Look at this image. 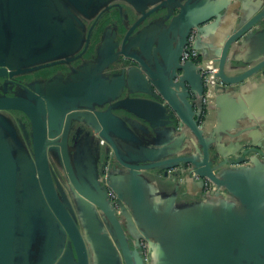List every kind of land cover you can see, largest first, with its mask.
Here are the masks:
<instances>
[{
    "label": "water",
    "instance_id": "obj_1",
    "mask_svg": "<svg viewBox=\"0 0 264 264\" xmlns=\"http://www.w3.org/2000/svg\"><path fill=\"white\" fill-rule=\"evenodd\" d=\"M89 1L91 3L83 4L82 0H0V264H152L156 251L154 238L146 235L137 240V247L140 240L147 243L149 262H145L142 255L135 253L130 247L127 234L132 225L127 210H135L137 206L133 202L137 174L142 175L143 171L162 167L163 164L128 165L121 163L116 155L117 165L111 162L112 157H108V153L106 156L93 158L90 154H80L76 160H72L69 134L73 124L77 125V134L84 137L87 136L85 128L95 132L100 127L105 131L110 129L114 135L121 137L117 126L119 120L109 112L124 110L136 116L143 115L141 117L147 121L151 118L158 120L154 123L164 120L166 125L172 126L174 135L182 137V151L186 150L185 139L191 145V140L185 136V126L192 129L200 142L216 132L215 126L210 128L205 117L204 120L201 118L203 92L198 93V100H191V95H194L186 86L188 68H195L202 80L201 69L193 61L181 63L180 57L192 30L197 33L196 50L199 43L213 36L220 22L223 4L216 3L197 14V3L188 0L189 2L181 5L183 0H174L179 4L160 3L149 11L150 14L170 6L163 17L169 19L177 9L178 14L172 20L174 28H177L176 24L180 25L179 36L174 41V54L167 60L158 61L153 57L152 63H146L140 62L138 56L122 53L123 58L129 60L130 67L140 65L144 69L143 77L149 90L140 92L153 100L130 99L128 94L133 92L127 88L126 97L118 101L120 94L111 97L109 102L112 104L106 113H102L95 109L100 108L102 103L93 100L94 95L101 94V82L94 80L90 85L85 79L81 80L83 66L76 69L70 67L71 61L74 62L81 56L70 61L50 62L52 57L41 58L35 54L37 49L52 40L53 37L49 39L51 31L61 26L56 20L58 13H62L69 20L67 22L75 23L81 28L83 24L74 16L70 7L86 15L82 7L85 8L90 3L89 9L93 0ZM204 2L205 0H201V3ZM158 18L162 19L160 16ZM261 25H264V2L259 11L252 13L248 20H241L238 28L229 36L221 37L218 44L214 42L219 39V35L211 38L212 43L207 45V50L215 53L216 78L222 83L233 86L264 74V51L260 55L262 59L242 74L230 77L225 73L230 47L244 37L253 38ZM91 31L92 29L87 35L84 52L87 50ZM70 33L75 34V31L71 30ZM258 35H264V30ZM127 36L122 43L123 49ZM178 38L180 40L177 42ZM23 42L32 46L27 48L26 55H19L16 45ZM37 43L40 45L37 46ZM58 64L68 67L69 83L55 88L49 81H35L22 90L13 91V96L6 95V87L14 84V78ZM125 72L126 69H123L122 73ZM54 78L62 81L63 76L56 75ZM13 86L22 87L17 83ZM216 98L217 90L214 103ZM197 101L199 107L196 110ZM151 106L158 109L154 114ZM8 112L21 114L27 120L29 130L21 119H12ZM152 126L155 127L153 124ZM22 134L30 139V149L21 140ZM99 135L107 140L102 132ZM130 138L132 143H139L134 136ZM109 141L107 140L108 143L111 142ZM111 143L115 145L113 140ZM113 148L115 150V146ZM250 151L254 153V158L263 155L256 148ZM244 154H248V151ZM103 157L104 162L100 166L99 162ZM216 158L214 156L210 159L206 149L201 161L184 155L172 160L167 169H181L175 177L177 183L181 181V175L197 178L202 185L207 179L215 186L210 196L227 200L231 197L241 198V204L246 193L240 194L230 178L243 175L251 169L250 166H244L245 158L225 161L219 167L221 173L216 174L212 168V161ZM51 162L57 163L62 169V181L54 172ZM118 166L126 168L133 177L132 195L127 199H123L110 184L108 175L116 171ZM109 190L116 194L114 203L109 198ZM77 214L87 218L94 215L100 225L104 226L106 250L102 255H91L83 227L81 229L78 225ZM261 222L254 221L251 224L252 235L248 238L251 246L254 245L256 249L247 255L255 264H264L262 238L259 236L264 230V223ZM222 264L230 263L224 258Z\"/></svg>",
    "mask_w": 264,
    "mask_h": 264
},
{
    "label": "crops",
    "instance_id": "obj_2",
    "mask_svg": "<svg viewBox=\"0 0 264 264\" xmlns=\"http://www.w3.org/2000/svg\"><path fill=\"white\" fill-rule=\"evenodd\" d=\"M82 1L83 4L91 3L89 0ZM187 1L183 0L181 5ZM191 2L197 3V14L216 3L223 4L220 22L213 36L197 46L199 59L194 64L200 68L201 64L208 60L213 61L217 67L214 61L215 53L207 50L211 38L219 35V39H215L214 42L218 44L221 37L229 36L238 28L241 20H248L252 13L259 11L264 0H205L204 3H201V0H191ZM90 3L85 8L82 7L86 15L70 7L74 16L83 24L81 28L75 23L67 22L69 20H66L62 13H58L56 20L61 26L51 31L49 39L53 37L52 40L46 42L41 49H37L35 54L41 58L52 57L50 62L70 61L81 56L76 61H71L70 67L76 69L83 66L81 68L83 75L80 78L85 79L90 85L94 80L101 82L100 86L103 85L101 94L94 95L93 100L102 103L100 108L95 107L102 113H106L112 104L109 102L111 97L120 94L117 101L124 99L127 88L133 92L128 94L130 99L153 100L140 92L149 90L143 77L144 69L140 65L130 67L129 60L124 59L122 53L138 56L140 62L146 63H152L153 57L158 61L171 58L176 46L174 41L180 32V25L176 24L177 28H174L175 23L172 20L173 16L178 14V10H174L169 19L163 17L170 6L150 14L149 11L160 3L177 5L179 2L93 0L92 6L88 9ZM101 14L105 17V22L102 23L105 27L93 38L91 32L89 45L92 58L84 59V53H87L84 52L86 38L91 30L89 27ZM159 16L162 19L158 18ZM71 30H74L75 34L70 33ZM262 30L264 25L255 31L253 38L244 37L230 47L225 66L227 76L236 77L262 59L260 55L264 51V35H258ZM126 36L123 49L122 43ZM179 40L178 38L177 42ZM16 46L19 55H26L27 48L32 45L23 42ZM57 68L68 69L66 65L58 64L31 74ZM123 69H126L124 74ZM56 75L60 73H56L53 79L42 81H49L55 88L70 82L68 76L63 77L61 81L54 78ZM186 86L194 95H191V100H198V93L204 92L203 80L193 67L188 68ZM215 90L216 102L207 110L205 119L210 128L211 126L217 128L216 132L200 142L192 129L185 126V136L191 140L190 145L185 139V151H182L184 149L182 137L174 135L171 131L172 126L166 125L164 120L154 123L158 120L151 118L147 121L141 117L143 115L136 116L124 110L109 112L112 117L119 120L117 126L120 128L121 137L114 135L110 129L105 131L100 127L95 131L97 133L86 128V137L78 136L76 131L69 139L72 160H76L80 154H90L93 158L99 155L106 156L108 153L113 164H117L116 155L119 156L121 163L128 165L163 164L162 167L143 171L142 175L137 174L135 177L137 198L134 196L133 200L137 206L135 210L130 208L127 210L132 225L127 234L130 247L139 254L138 238L146 235L154 238L156 251L152 264H222L224 258H227L230 264H255L247 254L256 249L248 241L252 235L251 224L254 221L264 223V74L233 86L226 85L216 78ZM198 107L197 101L196 110ZM151 109L153 114L158 110L152 106ZM101 132L107 140L111 142L113 140L115 145L101 137L99 135ZM22 136L20 138L23 141ZM131 136L139 143H132ZM254 148L263 155L254 158V153L250 151ZM206 149L210 159L217 157L212 161V168L216 174L221 173L219 167L225 161L232 162L238 158H245L244 166L249 165L251 169L243 175L230 178L232 185L237 186L240 194L246 193V198L241 204L239 203L241 198L231 197L227 200L210 196V192H206L204 185L197 178L181 175L179 178L181 181L177 183L175 177L178 172L167 169L172 160L184 155L201 161ZM246 151L248 154L245 155ZM108 176L110 184L123 199L130 198L133 177L126 168L118 166L117 170ZM77 222L81 229L83 227L91 255H102L106 250L104 226L100 225L94 215L87 218L77 214ZM259 236L262 238L261 248L264 250V230Z\"/></svg>",
    "mask_w": 264,
    "mask_h": 264
},
{
    "label": "flooded vegetation",
    "instance_id": "obj_3",
    "mask_svg": "<svg viewBox=\"0 0 264 264\" xmlns=\"http://www.w3.org/2000/svg\"><path fill=\"white\" fill-rule=\"evenodd\" d=\"M104 19H105L104 15L101 14L100 16H97L91 22V25H90L89 28L92 29V31H91L92 32V38L100 30H103L104 29L105 26H102V23L105 22ZM88 47H87V50H86L87 53H84L85 55L83 54L84 55V59H87V60L92 58V51H91V48H90V45L89 44H88ZM58 72L60 73V75H62L64 78H66L68 76L69 70L68 69H61V68L59 69V68H57V69H52L50 71L49 70H47V71H41V72H39L37 74L24 75V76H21V77H16V78L13 79L14 84L8 85L6 87V90H7L6 91V95L13 96L14 95L13 91H15L16 89L22 90L23 87H27L30 83L35 82V81L49 80V79H51ZM202 80H203V78H202ZM16 83L19 84V85L21 84L22 87L21 88L20 87L17 88L16 86H13V85H16ZM203 84H204V82H203ZM204 92H205V89H204ZM204 92H203V94H204ZM206 112H207V110L204 107V105L202 104V111H201V118H202V120H204V117L206 115ZM8 115L12 119H21L22 120V123L24 125H26L27 130H29V128H28V122H27V120L21 114H19V113H9L8 112ZM76 127H77V125H73V128L71 129V132L69 134V139L71 137H73L74 133L77 131V128ZM84 130H86V128ZM81 136L82 135H80V137ZM22 137L24 139L23 141L27 144V147L30 149V139L28 137L24 136V135ZM103 162H104V157L99 162V165L101 166ZM109 162H108V164H109ZM51 164H52V168H53L54 172L58 176L62 175V169L57 165V163L51 162ZM105 168H107V166H105ZM99 179L100 180H103L102 179V176H99ZM137 251L139 252L140 255H142V248L140 246V242H139V246L137 247Z\"/></svg>",
    "mask_w": 264,
    "mask_h": 264
},
{
    "label": "built area",
    "instance_id": "obj_4",
    "mask_svg": "<svg viewBox=\"0 0 264 264\" xmlns=\"http://www.w3.org/2000/svg\"><path fill=\"white\" fill-rule=\"evenodd\" d=\"M196 36V31L192 30L188 36L187 43L180 57L181 63H185L188 61L198 62L199 53L198 50L195 49ZM200 69L205 89V92L202 96V104L204 105L206 110H208L209 107L213 106L214 99L216 96L215 80L217 74V67L215 66L213 61L208 60L201 64ZM180 170V168H173L171 171L179 172ZM204 187L206 192H211L215 190V186L207 179L205 180ZM109 198L113 203L116 201V195L111 190H109ZM140 246L142 248V257L144 261L149 262V252L147 243L144 240H141Z\"/></svg>",
    "mask_w": 264,
    "mask_h": 264
},
{
    "label": "rangeland",
    "instance_id": "obj_5",
    "mask_svg": "<svg viewBox=\"0 0 264 264\" xmlns=\"http://www.w3.org/2000/svg\"><path fill=\"white\" fill-rule=\"evenodd\" d=\"M60 176H61V175H60ZM60 176H58V177L60 178ZM61 178H62V176H61ZM61 178H60V180H63V178H62V179H61Z\"/></svg>",
    "mask_w": 264,
    "mask_h": 264
}]
</instances>
